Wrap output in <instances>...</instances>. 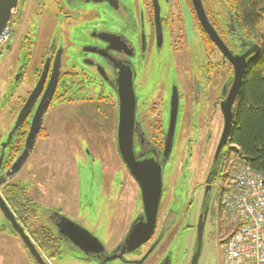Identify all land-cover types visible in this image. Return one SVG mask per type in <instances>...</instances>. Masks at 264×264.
Wrapping results in <instances>:
<instances>
[{"label":"flooded vegetation","instance_id":"af4514ba","mask_svg":"<svg viewBox=\"0 0 264 264\" xmlns=\"http://www.w3.org/2000/svg\"><path fill=\"white\" fill-rule=\"evenodd\" d=\"M30 1L32 0H21L20 6L22 4L21 7H26L21 9L22 12L17 9L9 26L11 36L8 42L0 47V113H6L14 118V123L10 125L8 117L7 121L3 122L5 132H0V201L5 202L10 208L47 264H49V259L53 262H61L65 250L72 254L69 264H72V261L79 264H173L171 253L173 240L179 234L186 233V229L195 233L194 236L197 238L199 219L205 210L203 205L207 203L206 197L211 195L208 187L211 186L213 192L221 168L230 160L227 149L229 145H227L218 174L215 177L211 176L216 150L225 124L223 105L228 101L235 82L234 64L223 56L220 44L214 42L205 31L192 0H183V2L177 0L179 3L176 4V8L172 9V12L168 10L174 5L171 1L176 0H135L134 3L131 0H48L52 2L51 6L55 10V14L50 11L53 18H59L67 23H76L75 37H72L73 41H70L68 34H65L64 44L61 46L57 45V38L44 40L46 47L43 52L37 49L36 41L40 31V20L44 17V21H47L46 15L49 11L46 9V3L48 1L35 0L36 17H34L35 14L32 15L34 18L30 17L31 13L29 14L28 10ZM202 3L210 24L234 56L244 55L251 50L252 44L236 31L234 20L227 9L225 14L227 17L224 21L217 10L210 12L206 9L204 0ZM182 5L184 7L181 11L189 12L195 30L200 35L199 39L202 44L199 54L194 52L189 43L187 44V26L183 20L186 14L180 12ZM109 15L119 18L112 20L113 23L109 25L107 20ZM162 54H166L165 58ZM191 54L202 58V62L197 64L194 58H191ZM174 55L178 59V66L174 64L176 81H165L161 88L160 84H151V87L155 86L149 88L151 76L147 80L146 73H148L150 59L154 66L159 61H168L170 57L171 61H174ZM40 59L39 64L37 61ZM252 62L247 59L246 70ZM30 67L34 75L31 92L19 99L18 103L12 104V90L24 83ZM56 67L58 79L49 107L42 118L40 131L35 141L30 143L33 148L29 156L15 173L18 161L28 150V140L35 117L45 105L43 98L50 87ZM2 68H6L7 71L4 73ZM44 75L46 80L42 93L29 116L15 130L20 113ZM128 76L131 77L136 100L132 130L124 128L125 137L132 139L131 146L129 141L123 140L121 145L118 141L122 105L120 88L128 81ZM6 79L10 80V83H7ZM240 91L234 103L235 107L238 104ZM109 93L112 96H109ZM108 98L115 103V107L107 104L103 108H96L91 113H87V110L91 108L86 106L92 107L91 105L104 103ZM75 104L73 108L76 110V115L59 121L62 135L73 137V141L67 145V149L71 152L68 155L71 171H73L76 160L77 184L75 188H72L74 180L71 178L67 179L70 185L58 184L62 187L58 188L59 191L67 194L69 200L67 205L71 216L44 205L38 200L35 201L31 196L40 208H38L36 221L42 230L37 246L38 243L32 239L19 219L27 210L22 203L25 196L23 197L20 191L29 190L31 195V191L35 189L32 188L33 181L26 178L30 176L31 168H33L30 164L34 163L37 151L41 150L40 142H42L45 160H51L53 162L51 165L57 170L60 164L67 160L64 156H58L60 152L55 146L57 135L53 131L54 114L64 109L63 105ZM77 104H80L85 112L77 108ZM53 105L60 108H51ZM109 106L108 110L111 109L113 112L111 116L107 113ZM182 133L184 144L179 142ZM107 134L112 136L114 146L113 144L110 146L112 141H108ZM49 144H52V147L46 148ZM125 144L129 147L125 148ZM97 148L104 162L102 181L100 180L97 185L101 203L98 202L100 199L93 195V187L98 182L94 179L95 162L93 159ZM187 152L189 154L183 164L182 155ZM130 153L133 155L136 166L129 157ZM77 154L83 157H78ZM80 160L85 163L82 165ZM173 162L174 170L179 171L182 167H186L182 174H187L188 165L200 164L204 167V182L191 191L192 202L187 208L188 212L193 206L199 207L195 225L191 223L188 227L182 226V221L180 222L178 218L183 213L170 208L173 204H180L182 211L185 210L184 201L180 199L184 194L179 192L178 198L174 197L173 202L167 208L166 220L162 226H159L163 202L170 195L167 192L165 180L167 173L172 170ZM78 163H81L80 168L77 166ZM46 164L50 165L48 162ZM106 164L111 165V168L105 166ZM53 166L50 169L57 180V171L52 168ZM160 170L162 197L155 233L148 243L138 248H127L125 242L134 224L137 220L145 218L144 189L158 184ZM123 171L133 182L139 205L142 207L141 213H137L140 215L137 216L135 213L134 220L125 234L122 221L117 224L118 216L122 214L103 207V202L109 199L108 195L111 193H114L116 197L114 202L116 207L121 193L119 189L123 187ZM180 174L181 172L176 175V178ZM227 174L225 172L222 176L225 177ZM87 177L89 179L91 177L88 183ZM183 177H180V183L185 188L190 182V177L188 175L187 181ZM174 180L169 186L172 189L175 188ZM77 190L79 195L75 196ZM87 190L88 196L89 194L93 196L89 200ZM197 194L201 198L200 202L195 198ZM94 205H98L99 208L92 211ZM76 208H79V215L78 218H73ZM101 208L109 210L110 215L106 216L98 212L92 218L93 223H90L91 219L89 220L87 216L81 217L82 211L97 212ZM207 208L209 212L206 228L211 214V202ZM0 219V234L3 236L10 234L20 239L11 222L5 217L1 206ZM61 219L73 225L76 232L72 234L73 238L67 237L60 231L58 225H61ZM104 221L106 225L102 224ZM101 226L107 229L101 231L99 230ZM205 238L206 232L203 248ZM21 242L23 243L22 240ZM0 246L4 247V249L0 248V251H9L5 248L6 244ZM24 247L26 248L25 245ZM195 249L196 245L192 248L193 254ZM4 255L7 257V253ZM44 255H47L48 259ZM31 258L38 264L32 256Z\"/></svg>","mask_w":264,"mask_h":264},{"label":"rangeland","instance_id":"374dc122","mask_svg":"<svg viewBox=\"0 0 264 264\" xmlns=\"http://www.w3.org/2000/svg\"><path fill=\"white\" fill-rule=\"evenodd\" d=\"M22 1H26V0H22ZM46 1H48V0H46ZM131 2L134 3L135 0H131ZM179 2H183V0H179ZM179 2L177 0L174 2L171 1V3H174V5L172 6V8H170L168 10V12H172V9L176 8V4H178ZM204 4H205L206 9H208L210 12H211V10H212V12H213V10H217L219 15H220V18L222 20H224V19L226 20L227 16L225 14H226L227 8L223 5V3L220 0H204ZM51 5H52L51 1H48L46 3V9H47V11H49L48 14L46 15L47 21L45 22L44 17H43L39 23L40 31H39L38 38L36 41V46H37V49L39 48V50L41 52H43L44 48L46 47L44 40H47L49 38H52L54 40V38H57L58 39L57 45L61 46L62 44H64V35L65 34H68L70 41H73L72 37H75V24L76 23H69L68 22L69 23L68 24L65 21H61L59 18H53L50 11L54 13L55 10ZM21 6H22V4H21ZM21 6L19 5V7H18V9L20 11H21V9L23 10L26 7V6L25 7H21ZM183 7L184 6L182 5L180 12H183V14H186V17L183 16V20L185 21V24L187 26L186 27L187 28V34H186L187 44L189 43L190 47L193 48L194 52L196 54H199L200 46L202 44L200 42V39H199L200 35L195 30V27H194L195 25L192 22V19H191L189 12L186 13L185 11H181L183 9ZM28 10H29V14L31 13L30 14L31 18L36 17V14H35L36 13V2H35V0H32L29 2ZM32 15H34V17ZM118 18H119L118 16L109 15L107 17L109 25H111L113 23L112 20H114V19L118 20ZM45 37H46V39H45ZM190 47H189V49H190ZM65 49L68 52V49L66 46H65ZM162 56L165 58L166 54L165 55L162 54ZM191 58H194V60L197 64L202 62V58H198L192 54H191ZM177 60L178 59H176V56L174 58V61H171V57H170L168 59V61L167 60L159 61L153 66V61H152V59H150L149 64H148V73L149 74L146 73L147 74V80L150 78L149 76H151V79H149V88H153L155 86V85H152L153 87H151V84H160V88H161L162 86H164L165 81L175 82L176 81L175 80L176 79V76H175L176 72L174 69V64H176V66H178ZM40 61H41V59L38 60L37 62L40 64ZM37 62H36V64L39 65ZM1 70L4 73L7 71L6 68H2ZM197 74H198V72H197ZM191 75L193 76V72L191 73ZM25 78L26 79L22 85L20 84L16 89L12 90L13 91L12 104L18 103L19 99L26 97L27 93L29 95V93L31 92V89L34 85V75L32 72V67H30L28 74ZM6 82L10 83V80L6 79ZM108 95L112 96L110 93ZM68 104H72V103L68 102ZM107 104H112L115 107V103L110 98H108L105 100L104 103H99L97 105H91L92 107H90L89 105L86 106L88 108H91V109L87 110V113H91L94 109L96 110V108H103ZM77 105H78L77 108H79L81 111L85 112V110H82L80 104H77ZM73 106H76V104L75 105H63L62 108H64V109H60L59 111H56L54 114L55 121H54L53 131L57 135V145H55V144L54 145L57 146V148L59 150L58 152H60V154L58 156H60V157L64 156L67 159V160H65L64 163H61L59 166V169H61L60 170L61 177H67L68 173H69L68 170L72 169L71 166L69 165V160H68V155H70L71 152L69 149H67V145L69 144V142L73 141V137H67L65 135H62V130L60 128L59 121L63 120L64 118H67V117L72 118L73 116L76 115V110L73 108ZM114 107H112V108H114ZM51 108H60V107L53 105ZM109 108H110V106L107 107V110ZM107 113L110 114V116L113 114L111 109L108 110ZM8 117H9V123H11L10 125H12L14 123V118L11 117V115H7L6 113H0V132H5L4 127H3L4 126L3 122L5 123L8 119ZM113 118H114V116L112 117V119ZM50 135L53 136V134H50ZM107 137H108V141L111 142L112 136L110 134H107ZM179 142L183 143V144L185 142L183 140V133L181 134ZM112 144L114 146V140L111 142L110 146H112ZM41 146H42V144H40V149H41ZM51 147H52V144H49V146L46 148H51ZM37 152H41L42 155L45 154L41 150H38ZM188 154L189 153L187 152L186 154L182 155L183 164L186 162ZM77 156L83 157V155H81V154H77ZM228 156L230 157V160L221 168L220 173L217 176V182L215 183V185L213 187L212 198H211V214L209 217V222L207 223V228L205 230V232H206L205 247L203 248V251H202L203 254L200 257L198 264H224L225 244H226V241L228 240V238L231 236V233L233 232L234 227H235V222H234L235 217L234 218L232 216L230 217L226 212H224V210L221 209L222 208V206H221L222 194H223L225 185L228 181V175L231 173V171L233 170V168L235 167V165L237 163L235 153L234 154L232 153ZM45 161L48 163H53L51 160H48V159H46ZM80 161H81L82 165L85 163V161H82V160H80ZM108 162H110V161H108ZM209 162L210 161H208V163ZM70 163L73 165L72 161H70ZM81 163H78V165H77L79 168L81 167ZM105 166H107L109 169L111 168V165L106 164ZM74 167L76 168V160L74 162ZM52 168L56 169V167L54 168V166ZM174 168H175V166H174V162H173L172 170L167 173L166 180H165V186H166L167 192L170 193V195L173 197L168 195V197H166V200L163 202V206H162V210H161V214H160L161 218H160L159 226H162L164 221L166 220V214L168 211L167 208L173 202L174 197L178 198L177 196L179 195V192H182V194H184L182 197H180V199H182L184 201L183 207L185 208V210L182 211V207L180 204H178V205L173 204L170 206V208L176 212L181 211V213H183L182 215H180V218H178L180 222L182 221V226L188 227L191 223H194V225H195V223L197 222V218H198L199 207L195 208L193 206L190 209V211H188V212H187V208H188L189 204L192 202L191 191L193 190V188L198 187L199 184L204 182V174H203L204 173V171H203L204 167H203V165L201 167L200 164H197L196 166L188 165L187 172H186L187 174H182V171H184L186 169V167H182L181 169H179V171L174 170ZM50 171H51V169L48 168L47 169V177H46L48 179H51L52 173ZM179 172H181L182 176H180L181 175L180 174L176 178V175ZM225 172H226V174L227 173L228 174L225 175V177H223L222 174ZM188 175L190 177V182L187 185V187L183 188L182 184L180 183V177L184 176L183 178H185L187 181ZM183 178H182V180H183ZM26 179L35 181V179L30 178L29 176H27ZM94 179H96L98 182L96 183V186L93 187V195L96 196V198L100 199L99 190L97 187V185H99V181L101 180V175H100L99 171L96 172ZM113 179H114V177H113ZM173 180H174L173 185H175L174 189L169 187ZM89 181H91V177H90V179H89V177H87V183ZM39 184L42 186L41 183H39ZM39 184H38V189H36V187H34L35 189L32 191L33 196H34L33 199L36 201L37 198H39L40 202L45 201L43 204L47 205L49 203V201L51 200V197H47L46 195H43L45 193L42 192V190H44V189L46 190V188L43 186V189H41ZM75 184H77V182ZM64 185H70V184L64 183ZM122 186L123 187L119 189V190H121V193L117 199L118 202L116 203V207L114 204L115 199H116L114 193H111L108 195L109 199L105 200L103 202V207L108 208L112 211L115 210L116 212H119L122 214V215L118 216L117 224L119 223V221H122L123 226H124V234H125L126 230L129 229V227L131 226V224L134 220L135 213L137 216L140 215L137 213H141L142 207L139 205V202L137 199V191L135 190L134 184L128 178V175L125 174V172L123 173ZM52 188H51V186H49L48 189L50 190ZM72 188L74 189L75 186L72 185ZM87 189L89 190L90 188H87ZM56 190L58 191V189H56ZM88 190L86 193H87V199L89 200L93 196H91L90 194L88 196ZM58 192L60 193V191H58ZM36 194H38V195L36 196ZM76 195L77 196L79 195L78 190H77L75 196ZM64 196H67V195L62 193L61 197H64ZM195 198L198 202L201 201V198L198 194L195 195ZM46 200H49V201H46ZM86 202H87V200H86ZM92 202H94V201H92ZM98 202L101 203V199L98 200ZM56 203L57 202L54 200V202L50 203V205L56 204ZM198 204H200V203H198ZM27 206L28 205H26L27 212H28V210H30V212H28L29 218L27 219L24 215V216H22V217H25L24 219H22V217H20L19 219L21 220L22 223H24L29 235L32 237V239H34L36 241V243H38L37 244V246H38L42 229H40L38 222L36 220H34L33 213L35 214L36 210H33L34 209L33 207L29 208ZM100 207H101V205H100ZM98 208H99L98 205H94L92 211H95ZM102 208L97 212H90V210L82 211L81 217L87 216V218L89 220L91 219L90 223H93L92 218H93L94 214H97L98 212L101 213L102 215L109 216L110 211L109 210H103ZM78 210H79V208H76V210H74V213L72 216L73 218H78L77 217L79 215ZM61 211L64 212L67 216H71L67 204H64ZM0 222H1V219H0ZM102 224L106 225L105 221ZM106 229H107V227H105V226H101L99 228V230H101V231H104ZM194 235H195V233H193L190 229H186V233L179 234L177 236V238H175L173 240V243L171 246L173 264H191L192 258H193L192 257L193 256L192 248L196 245V238ZM2 244L3 245L6 244L5 248H8L9 251H0V264H36L32 260L29 252L24 247L21 240L19 238H17L16 236H13L10 234H6L3 236L2 234H0V245H2ZM222 244H223V246H222ZM0 248L4 249V247H2V246H0ZM4 253H7V257L4 255ZM50 254H51V256L53 254L52 246L50 248ZM44 256L47 258V255H44ZM51 256H49V258ZM71 258H72V254L69 251L65 250V254H64V257L61 260V262H53L52 260L49 259L48 263L49 264H65V263L69 264V259H71ZM72 264H79V263L72 261Z\"/></svg>","mask_w":264,"mask_h":264},{"label":"water","instance_id":"95a60500","mask_svg":"<svg viewBox=\"0 0 264 264\" xmlns=\"http://www.w3.org/2000/svg\"><path fill=\"white\" fill-rule=\"evenodd\" d=\"M192 2L194 4L199 20L201 24L203 25L205 31L207 32V34L211 37V39L214 42L220 44V49H221V52L223 53V56L225 58H228L234 64L235 71H236L233 89L231 91L228 101L223 105L224 108L222 110L223 115H224L225 124H224V129H223L220 143L216 150L214 163H213V171L211 173V176L215 177L218 174L219 167L223 160L224 149L229 144L230 135H231V132L234 126L235 117H236V107L234 106V103L241 89L244 72L247 67V59H249V62L254 61L260 53V47L257 44L254 45L253 43H251L252 46H251L250 51H248L244 55L234 56L233 53L230 52L226 48L225 44L221 41L220 37L218 36L216 31L210 24L206 16L202 0H192ZM20 3H21V0H0V35L10 26ZM243 46L244 44L242 45V48ZM251 55L253 56L249 58ZM57 79H58V71L56 67L50 87L48 88L43 98V102H45V105L43 106L42 109L38 111L35 117V122L31 129V134L28 140L29 141L28 150L24 152V154L21 156L20 160L18 161L16 168L14 170L15 173L23 165L25 159L29 156V153L33 148L32 144L30 143L35 141L40 131L42 118L49 107L50 101L52 99V93L56 85ZM45 80H46V76L44 75L39 85L35 88V90L30 95L27 104L25 105V107L23 108L22 112L19 115V119H18V122L16 123L15 130H17V128L21 126L23 121H25V119L31 113V110L34 107L36 101L38 100V97L42 93ZM120 97H121L122 105H121V112H120L121 120H120V131H119L118 141L120 145L123 143V140L129 141L130 146H131L132 139L130 137H125V134H124V128L127 127L132 130V127L135 121L136 100H135V95L133 91V83H132L130 76H128V81L125 82L120 88ZM128 147L129 145L125 144V148H128ZM131 153L129 154V157L131 161L134 163V165L136 166L135 161L133 159V155ZM158 180H159L158 184L153 185V186L151 185V187L144 189L143 201H144L145 218L137 220V222L134 224L133 230L125 242V246L127 248H132V247L138 248L148 243V241L152 238V236L155 233L158 212H159L160 202H161V197H162L161 170L159 172ZM209 189H210L211 195L206 197L208 199L207 203H204L203 205L205 207V210L203 214H201L200 219H199V225L197 228L196 249L193 254L191 264H198L199 259L201 257V253H202L207 216L209 212V208H207V205L210 204L211 198H212V187L211 186L208 187V190ZM207 194H208V191H207ZM0 206L3 210L5 217L11 222L14 231L18 234L20 239L23 241L24 245L28 249L31 256L35 259V261L38 264H47L45 260L43 259V257L41 256V254L39 253V251L37 250L36 245L32 242L31 238L27 235L24 228L17 221L15 215L11 212L10 208L3 201H0ZM58 227L60 231L63 234H65L67 237L73 238L72 234L76 233L73 225L65 219H61V225H58ZM87 236L89 235L87 234Z\"/></svg>","mask_w":264,"mask_h":264},{"label":"trees","instance_id":"16d2710c","mask_svg":"<svg viewBox=\"0 0 264 264\" xmlns=\"http://www.w3.org/2000/svg\"><path fill=\"white\" fill-rule=\"evenodd\" d=\"M220 1L233 18L241 37L260 47L258 57L245 72L227 148L228 155L235 153L240 164L264 174V0ZM20 192L25 196L22 203L25 207H33L37 211L33 213L34 220L38 219L39 207L33 203L35 201L29 190L22 189ZM28 212L26 210L21 217L25 215L28 219Z\"/></svg>","mask_w":264,"mask_h":264},{"label":"built area","instance_id":"2783aa9c","mask_svg":"<svg viewBox=\"0 0 264 264\" xmlns=\"http://www.w3.org/2000/svg\"><path fill=\"white\" fill-rule=\"evenodd\" d=\"M10 36L8 27L0 35V47ZM221 206L236 225L225 244L224 264H264V174L245 165L234 167Z\"/></svg>","mask_w":264,"mask_h":264},{"label":"crops","instance_id":"0c3cea01","mask_svg":"<svg viewBox=\"0 0 264 264\" xmlns=\"http://www.w3.org/2000/svg\"><path fill=\"white\" fill-rule=\"evenodd\" d=\"M101 141H102V138H101ZM40 144H42V142H40ZM101 146V145H100ZM99 146V147H100ZM98 147V148H99ZM97 149H95V152L93 154V159H94V171H95V174L96 172L99 171L100 175H101V181H102V171L104 170V162L103 160L101 159L100 155L98 154L100 151ZM41 151L43 152L42 150V146H41ZM40 157V158H39ZM237 160V159H236ZM236 166H244V164H240L238 162V160L236 161ZM33 168H31V172H30V178H33L35 179L32 180L33 181V186L32 188L36 187V189H38V184L41 183L42 186L40 185L41 189H43V186L46 188V190H42V192H44L45 194L43 195H46L47 197H51V200H46V201H49V203L47 204L48 206H50L51 208L53 209H56L58 211H61L62 210V207L64 206V204H67L68 203V199H67V196H64V197H61V194L62 192L60 191V193L58 192L59 189L58 188H62V187H59L58 184H64V183H68L69 181H67V179L71 178V180H74L72 182V185L75 186L76 182H77V179H76V168L74 167L73 170L74 171H71L70 169L68 170L69 173H68V176L67 177H61V174H60V170H57V169H54L57 171V180H56V177L52 174L51 175V179H48L46 178L47 177V169L50 168L51 166V163L50 165H47L46 164V161H45V158H44V155H42L41 152H37V154L35 155V160H34V163L33 164H30ZM235 166V167H236ZM55 168V166H54ZM106 170V168H105ZM52 173V171H50ZM56 180V181H55ZM55 181V182H53ZM49 186H51L52 189H48ZM67 186V185H66ZM31 188V189H32ZM58 189V191L56 190ZM37 191V190H36ZM41 191V190H40ZM38 194H36L37 196ZM67 195V194H66ZM31 196H33V193L31 191ZM59 198V199H58ZM38 201L39 198H37ZM54 200L57 202L56 204H52L50 205V203L54 202ZM45 201H41V203H44ZM62 204V205H61ZM236 226V225H235ZM233 230V229H232ZM232 232V231H231Z\"/></svg>","mask_w":264,"mask_h":264},{"label":"bare ground","instance_id":"6f19581e","mask_svg":"<svg viewBox=\"0 0 264 264\" xmlns=\"http://www.w3.org/2000/svg\"><path fill=\"white\" fill-rule=\"evenodd\" d=\"M255 45V44H254Z\"/></svg>","mask_w":264,"mask_h":264}]
</instances>
